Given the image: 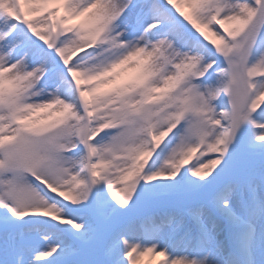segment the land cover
Instances as JSON below:
<instances>
[{
    "label": "snow or ice",
    "instance_id": "1",
    "mask_svg": "<svg viewBox=\"0 0 264 264\" xmlns=\"http://www.w3.org/2000/svg\"><path fill=\"white\" fill-rule=\"evenodd\" d=\"M146 257L264 264V0H0V264Z\"/></svg>",
    "mask_w": 264,
    "mask_h": 264
},
{
    "label": "bare ground",
    "instance_id": "2",
    "mask_svg": "<svg viewBox=\"0 0 264 264\" xmlns=\"http://www.w3.org/2000/svg\"><path fill=\"white\" fill-rule=\"evenodd\" d=\"M156 261L151 260V258L146 257L144 260V264H155Z\"/></svg>",
    "mask_w": 264,
    "mask_h": 264
},
{
    "label": "rangeland",
    "instance_id": "3",
    "mask_svg": "<svg viewBox=\"0 0 264 264\" xmlns=\"http://www.w3.org/2000/svg\"><path fill=\"white\" fill-rule=\"evenodd\" d=\"M158 259V258H157ZM155 264H156V262H155Z\"/></svg>",
    "mask_w": 264,
    "mask_h": 264
}]
</instances>
